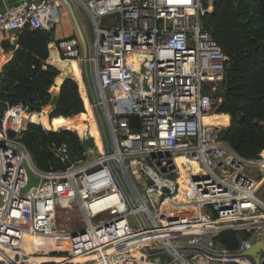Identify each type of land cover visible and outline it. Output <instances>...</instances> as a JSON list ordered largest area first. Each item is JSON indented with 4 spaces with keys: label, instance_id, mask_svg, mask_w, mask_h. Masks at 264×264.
Instances as JSON below:
<instances>
[{
    "label": "built area",
    "instance_id": "2783aa9c",
    "mask_svg": "<svg viewBox=\"0 0 264 264\" xmlns=\"http://www.w3.org/2000/svg\"><path fill=\"white\" fill-rule=\"evenodd\" d=\"M2 1L0 29L26 24L50 32L64 7L61 0H18L12 7L6 5L10 0ZM68 2L88 15L91 44L84 53L77 36L52 42L63 63L57 70L66 69L64 62H80L94 74L91 92L83 89L98 145L89 122H83L81 130L70 131L81 142L92 138L95 150L70 164L61 145L55 153L65 168L43 171L18 141L19 134L8 136L10 128L2 122L0 247L14 258L6 264H90L99 259H105L103 264H226L238 259L254 264L243 252L264 238V151L259 159L243 158L218 139L225 127L203 121L221 115L218 92L228 60L204 28L212 1ZM130 118L138 120L136 130ZM177 158H184L191 192L184 203L174 200ZM194 168L202 174L196 176ZM28 171L38 184L23 192ZM71 206L80 213L81 227L59 228L57 211ZM195 211L209 220H195ZM10 215L22 224H10ZM224 230L249 236L229 251L215 239ZM24 234L50 241L67 237L70 249L50 245L46 254L39 246L27 255L21 248ZM43 256L61 262L37 261ZM81 256L87 260L74 262Z\"/></svg>",
    "mask_w": 264,
    "mask_h": 264
},
{
    "label": "trees",
    "instance_id": "16d2710c",
    "mask_svg": "<svg viewBox=\"0 0 264 264\" xmlns=\"http://www.w3.org/2000/svg\"><path fill=\"white\" fill-rule=\"evenodd\" d=\"M211 1L213 11L205 16L204 28L228 59L220 93L222 102L217 110L224 116L216 121V125L225 128L219 131L218 139L243 158L259 159L264 151V47H258V43L264 41V21L259 7L264 5V0H252V5L246 0ZM3 10L4 2L0 0V12ZM59 40L55 28L46 32L18 24L0 29V122L6 129L10 128L8 136L14 138L19 134L18 141L29 152L36 167L43 171L65 168L55 153L61 145L67 148L70 164L95 150L92 138L81 142L70 131L76 121L89 118L86 95L79 82L69 77L64 80L55 107L46 120L32 110L46 106L51 100L59 71L48 63L49 44ZM129 120L132 130H136L138 120ZM90 134L98 145L94 130ZM177 178L180 179V175ZM187 181L188 176L183 172L182 186L179 184L174 200L184 203L189 199ZM193 214L195 220H200L196 211ZM208 220L202 216V221ZM248 236L247 232L224 230L215 239L227 250L235 251ZM42 240L26 242H33V250L38 251L37 247H43ZM53 249L67 251L59 247ZM5 252L0 249L4 264L11 262ZM10 256L13 261V254Z\"/></svg>",
    "mask_w": 264,
    "mask_h": 264
},
{
    "label": "water",
    "instance_id": "95a60500",
    "mask_svg": "<svg viewBox=\"0 0 264 264\" xmlns=\"http://www.w3.org/2000/svg\"><path fill=\"white\" fill-rule=\"evenodd\" d=\"M61 1L63 3L64 7H66V9L68 11V14L70 16V19L72 21V24H73L75 32H76V36L79 38V40L81 42L83 52L86 53L87 52V42H86V38L82 32V29L79 25L78 19L76 17L75 9H74L73 5H71L68 2V0H61ZM246 1L250 5L253 4L252 0H246ZM18 3H19V1L16 0L15 2L9 4V7H12ZM212 11H213V6H212ZM259 15L262 17V19L264 21V5L259 7ZM258 47H260V48L264 47V41L259 42ZM68 64H69V62H64L65 66H68ZM63 75H64V73L60 72L59 75L57 76V77H59V80L55 79V81H54V86H53L54 89H52L53 94H52L50 102L42 108L41 107H33L32 110H34L38 113L45 112L46 116H48L52 112V110L55 107V104L57 102V99H58L59 89H60L61 85L63 84L64 80L71 76V73H68L65 76H63ZM73 80L77 81L76 78ZM67 166H69V164H67ZM27 174H28V184L23 189V192H25L29 187L36 186L38 184V180L35 179L29 171L27 172ZM262 253H264V238H263V240H255L250 245V247L246 251L243 252V256H246V257H249L250 259H252L254 264H261L260 263V257H261Z\"/></svg>",
    "mask_w": 264,
    "mask_h": 264
},
{
    "label": "crops",
    "instance_id": "0c3cea01",
    "mask_svg": "<svg viewBox=\"0 0 264 264\" xmlns=\"http://www.w3.org/2000/svg\"><path fill=\"white\" fill-rule=\"evenodd\" d=\"M39 1H41V0H30V2H39ZM14 1L13 0H10L9 2H7L6 3V5L8 6L9 4H11V3H13ZM60 8H62L63 10H65V14L63 13V14H61V12H59V10H58V16H59V23L57 24V25H55V36H56V38H58V39H62L63 37H68V36H71V34H72V32H71V30H70V28H69V26H68V22H70V25H71V23H72V21H71V19H70V16H69V14H68V11H67V9H66V7H60ZM59 8V9H60ZM74 9H75V13H76V11L77 10H80V9H78V8H75L74 7ZM80 11H82V10H80ZM77 14V13H76ZM72 26H73V24H72ZM73 28H74V26H73ZM75 30V29H74ZM54 48V46H53V44L52 43H50L49 44V50H50V55H49V60H48V63H49V65H51V66H53L54 68H56L57 69V67L56 66H54V65H52V63L50 62L51 61V59H52V57H51V54H52V49L51 48ZM54 50H55V48H54ZM55 52H56V50H55ZM56 55H57V52H56ZM57 57H58V55H57ZM1 59H2V56L0 55V61H1ZM73 63H75V65H76V71H71L72 73H74L76 76H78V79H77V82H79L82 86H85L86 87V89L88 90V92L90 93L91 92V88L94 86V85H96V80H95V76H94V74H93V76H92V78H93V80L91 79V76L89 75V73H88V71L86 70V65L84 64V63H80V62H73ZM71 64V63H70ZM72 65V64H71ZM74 65V66H75ZM74 66H73V68H74ZM61 73H63V71L61 72ZM69 78H72V76H70ZM95 83V84H94ZM53 89H54V87H53ZM91 97V96H90ZM92 99V98H91ZM224 115V114H223ZM1 125H2V122H0V128H1ZM67 201H65V203H66ZM200 220L202 221V215H200ZM6 221H8L10 224H13V226H14V222H18V223H21L22 224V221H20V220H18V218L17 217H15V215H10V216H8V218H7V220ZM25 235V234H24ZM23 235V237H25ZM27 235H29V234H27ZM31 236V235H30ZM34 237V240H37V241H39V240H42V242H41V244H46V245H48V246H50L51 245V247H59V248H61L58 244H57V242H56V238H54V239H52L51 241L49 240V239H44V238H38V237H40V236H33ZM3 239V238H2ZM6 240V239H5ZM79 240V239H78ZM7 242H9V240H6ZM22 242H24V241H22ZM26 242V241H25ZM29 243V242H28ZM30 244V243H29ZM31 245V244H30ZM0 249H2L1 247H0ZM62 249H64V248H62ZM47 250H49V248L47 249ZM51 250V249H50ZM65 250H67V249H65ZM68 251V250H67ZM35 252H37V251H34V253ZM44 252H46V250L44 249ZM49 251H47V253H48ZM6 253V252H5ZM8 253V252H7ZM6 253V254H7ZM46 253V254H47ZM5 254V255H6ZM12 253H8V255H9V261H12V258H11V255ZM91 255V254H90ZM90 255H88V256H90ZM7 256V255H6ZM41 259H40V261H42V260H45V259H49V260H53V261H58L56 258H54V257H50V256H43V257H40ZM14 259V258H13ZM84 259H85V261H86V258L84 257ZM105 259H99V261H96V262H92V263H90V264H102L103 263V261H104ZM0 262H3L2 261V257H0ZM229 262V261H228ZM231 262V261H230ZM240 262H243V260L242 259H238L237 261H232L231 263H229V264H234V263H240ZM227 263V262H226ZM228 264V263H227Z\"/></svg>",
    "mask_w": 264,
    "mask_h": 264
},
{
    "label": "bare ground",
    "instance_id": "6f19581e",
    "mask_svg": "<svg viewBox=\"0 0 264 264\" xmlns=\"http://www.w3.org/2000/svg\"><path fill=\"white\" fill-rule=\"evenodd\" d=\"M51 10H52V12L54 13V9H51ZM51 49H52V54H51L52 59H51L50 62L52 63V65H54V66H56V67H58V68H61V66H63V63H62V62L59 60V58L57 57L54 48L52 47ZM135 61H137V59H136ZM70 63H71L72 65H71ZM74 65H75V63H73V62H69L68 66H66V69H63V73H64V74L71 73L73 79H75V78L78 79V76H76L74 73L71 72L72 70H73V71H76V65H75V66H74ZM73 66H74V68H73ZM72 68H73V69H72ZM60 78H61V77H60ZM56 79L59 80V77H57ZM40 114H42L43 117H44V119L46 120L47 116H46L45 112H41ZM222 116H224V115H222V114H221V115L212 114L211 116L204 118L203 121L206 122V123H209V124H213V125H215V126H219V125H216V121H217L219 118H221ZM83 122H89L90 131H91V130H94V132H95L96 135H97V132H96V129H95L94 123H93V121H92V118H91L90 112H89V118H88V120H86V121H76V122L71 126V128H75V129H77V130H81L82 127H83V125H82ZM71 128H70V129H71ZM97 138H98V136H97ZM183 159H184V158H177V159H176V163L178 164V167H179V171H178L177 176L180 175V179L176 178V181H177L178 185L180 184L181 186H182L183 172L186 174V176H188L187 173H186V170H185V169L183 168V166L181 165V162L183 161ZM193 166H195V164H193ZM194 174H195L196 176H198L199 174H202V172H201L199 169H196L195 172H194ZM188 189H189V188H188ZM188 192H189V198H190V195H191L190 189H189ZM176 195H177V194H176ZM176 195H175V196H176ZM66 200H68V198H66ZM75 214H76V213H75ZM18 225H21V223H18L17 221L14 222V226H18ZM0 236H1V235H0ZM31 236H36V235H31ZM38 238H43V237L40 236V237H38ZM76 241L79 242V240H76ZM56 242H57V244H58L61 248H64V249H67V250L70 249V242H69V239H68L67 237H59V238H56ZM74 246H75V243H74ZM21 248L24 250V253L27 254V255L34 254V250H33L32 246H31L28 242H25V241L22 242V243H21ZM20 255L23 256L22 254H20ZM81 257H82V256H81ZM81 257H80V258H79V257L75 258V259H74V262H82V261H85L84 257H82V258H81ZM104 261H105V260H104ZM104 261H103V263H104ZM55 262H61V261L59 260V261H55ZM103 263H102V264H103Z\"/></svg>",
    "mask_w": 264,
    "mask_h": 264
},
{
    "label": "rangeland",
    "instance_id": "374dc122",
    "mask_svg": "<svg viewBox=\"0 0 264 264\" xmlns=\"http://www.w3.org/2000/svg\"><path fill=\"white\" fill-rule=\"evenodd\" d=\"M13 1L15 2L16 0H13ZM61 11L65 14V10L60 8L59 12H61ZM62 12H61V14H63ZM76 13H77L76 17L78 19L79 25H80V27L82 29V32H83V34H84V36L86 38L87 45L90 46V44H91V22H90V19H89L88 15L84 11L77 10ZM68 26H69V28H70V30L72 32L71 35H75L76 36V32H75V30H74V28L72 26V23L70 25V22H68ZM64 38H66V37H63L62 39H64ZM88 70L90 72L92 71L90 66L88 67ZM65 75H67V74H64L63 76H65ZM91 79L93 80L92 77H91ZM217 92H218V88H217L216 93ZM220 93H221V90H219L218 95H220ZM228 117H229V115H228ZM229 125H230V122L228 123V126ZM196 169H198V168H194L193 173L195 172ZM117 182H118V184L121 187H123V184L120 182L119 178L117 179ZM79 216H80V213H79V211L77 210V208L75 206H71L70 209H68V208L59 209L57 211L56 222H57V225H58L59 228H63V229H66V230H76V229L80 228L81 224H82L80 222V217ZM24 236L25 237H23V241H26L28 239L34 240L33 236H30V235H27V234H25ZM42 246L45 247L46 250L48 249V247H46L45 245L42 244ZM53 255L54 256H58L59 254L58 253H50V256H53ZM0 264H4V263H0ZM240 264H242V263H240ZM245 264H252V263L250 262V263H245Z\"/></svg>",
    "mask_w": 264,
    "mask_h": 264
}]
</instances>
